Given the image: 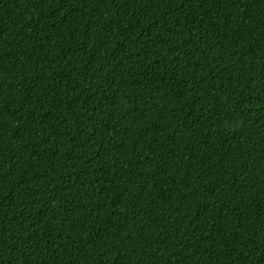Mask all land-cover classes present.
<instances>
[{"label":"trees","instance_id":"1","mask_svg":"<svg viewBox=\"0 0 264 264\" xmlns=\"http://www.w3.org/2000/svg\"><path fill=\"white\" fill-rule=\"evenodd\" d=\"M0 264H264V0H0Z\"/></svg>","mask_w":264,"mask_h":264}]
</instances>
